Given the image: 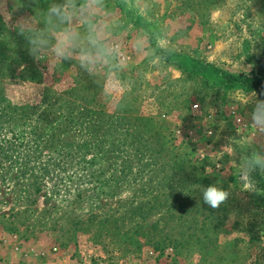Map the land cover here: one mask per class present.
Wrapping results in <instances>:
<instances>
[{
	"label": "rangeland",
	"instance_id": "rangeland-1",
	"mask_svg": "<svg viewBox=\"0 0 264 264\" xmlns=\"http://www.w3.org/2000/svg\"><path fill=\"white\" fill-rule=\"evenodd\" d=\"M59 2L0 16V264H264V176L252 192L238 174L264 154L248 123L264 0H104L128 60L91 76L9 27L24 13L43 27ZM215 183L232 192L219 209L200 188Z\"/></svg>",
	"mask_w": 264,
	"mask_h": 264
},
{
	"label": "clouds",
	"instance_id": "clouds-1",
	"mask_svg": "<svg viewBox=\"0 0 264 264\" xmlns=\"http://www.w3.org/2000/svg\"><path fill=\"white\" fill-rule=\"evenodd\" d=\"M104 0H61L50 4L43 14V27L33 25L28 13L17 16L9 27L26 39L29 54L39 58L51 53L59 63L76 64L90 76L115 65L121 68L128 56L119 41L112 39L97 16ZM7 10V0H0V16ZM54 31H49V29ZM115 70V69H113ZM124 85L119 76L105 78L102 95L115 98L122 94ZM248 102L253 106L248 123L259 137H264V85L259 92L252 90ZM254 173L264 176V154L252 153L240 166L239 177L247 189L256 192ZM202 199L212 209H219L232 196L218 183L201 187Z\"/></svg>",
	"mask_w": 264,
	"mask_h": 264
},
{
	"label": "crops",
	"instance_id": "crops-1",
	"mask_svg": "<svg viewBox=\"0 0 264 264\" xmlns=\"http://www.w3.org/2000/svg\"><path fill=\"white\" fill-rule=\"evenodd\" d=\"M38 255V254H37ZM54 256V255H53ZM40 257V256H39ZM47 256L46 255H44L43 256V258L41 259V261L43 262L42 264H46V262H47V259H48V257L46 258ZM49 257H50V255H49ZM33 258H35V256L34 255H31V256H29V258L28 259H26L27 260V262L28 263H26V264H37V263H34L33 261H34V259ZM57 260L58 262L57 263H55V264H67V262L65 261V260H61L60 258H56V257H54V260ZM29 260V261H28ZM55 260V261H56ZM48 263V262H47ZM19 264H23V263H19Z\"/></svg>",
	"mask_w": 264,
	"mask_h": 264
}]
</instances>
